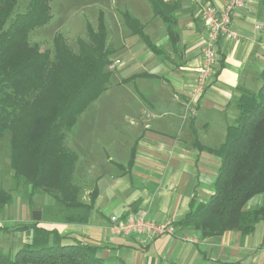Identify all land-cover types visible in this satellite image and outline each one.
<instances>
[{
  "label": "crops",
  "instance_id": "1",
  "mask_svg": "<svg viewBox=\"0 0 264 264\" xmlns=\"http://www.w3.org/2000/svg\"><path fill=\"white\" fill-rule=\"evenodd\" d=\"M164 1L177 6L179 36L173 48L166 23L149 0L148 6L144 0H111L117 14L110 16L114 54L110 82L101 94L110 96L111 102L103 105L117 110V117L102 130L98 118H83L74 146L78 150L71 149L78 157L75 170L88 181L80 200L89 202L95 190L93 209L86 223L40 224L57 229L68 240L97 246V256L110 258L111 263L264 264V221L247 235L230 230L207 238L191 228L174 227L173 233L152 239L115 235L109 229L110 215L144 211L147 218L174 222L190 210L192 201L205 202L214 192L219 159L197 150L194 140L207 147L221 144L227 126L236 119L240 90L256 91L261 84L264 0H246V7L232 16L239 37L219 38L215 74L194 103L190 98L205 36L200 3L209 1L223 8L225 0ZM124 12L138 22L159 53L124 25ZM30 220L31 216L25 222ZM16 224L0 219V227ZM4 233H18L24 237L23 244L31 238L29 230Z\"/></svg>",
  "mask_w": 264,
  "mask_h": 264
},
{
  "label": "trees",
  "instance_id": "2",
  "mask_svg": "<svg viewBox=\"0 0 264 264\" xmlns=\"http://www.w3.org/2000/svg\"><path fill=\"white\" fill-rule=\"evenodd\" d=\"M49 2L29 0L24 11L14 13L16 0H0V143L8 134L14 180L29 184L31 194L51 195L56 203L41 209L40 220L0 227V232L31 231L29 242L13 254L0 251V264H127L105 262L97 256V246L68 240L57 229L40 224H81L89 219L95 190L89 202L80 200L81 188L73 181L78 157L64 139L80 114L108 87L114 53L107 44L102 14L96 29L87 25L89 39L78 41L77 51L60 34L54 36L52 47L43 50L30 42V32L51 18ZM149 2L166 23L173 48L179 36L176 4ZM123 17L150 50L161 51L129 13L124 12ZM259 79L256 91L240 90L236 119L227 126L221 144L207 147L195 138L197 150L219 159L214 192L205 202L192 201L190 210L173 222L174 227L191 228L207 238L230 230L247 235L264 221V203L244 208L254 195L264 194V68ZM10 200V194L0 189V210Z\"/></svg>",
  "mask_w": 264,
  "mask_h": 264
},
{
  "label": "rangeland",
  "instance_id": "3",
  "mask_svg": "<svg viewBox=\"0 0 264 264\" xmlns=\"http://www.w3.org/2000/svg\"><path fill=\"white\" fill-rule=\"evenodd\" d=\"M29 0H16L14 13L24 11ZM148 6V0H144ZM50 20L35 28L29 34L30 42L39 44L42 50L46 47H52L53 38L56 34L63 36L64 42L73 51H77L79 47L78 41L87 42L88 34L86 31L87 25L89 24L93 29H96L98 25V18L102 13L100 10L106 11L104 13L103 20L107 28L108 37L107 44L112 49V29L111 25L113 22L112 16L116 12L112 11L111 0H50ZM110 13H107V11ZM117 16V14H116ZM121 19L125 25L123 13ZM113 50V49H112ZM114 54V53H113ZM112 54V56H113ZM111 56V57H112ZM112 69V68H111ZM110 70V69H109ZM110 96L102 94L93 101L88 107L80 114L77 123L74 127L67 131L64 143L72 149L78 142L75 140L79 139V124L82 123L83 118H98L100 124L98 128L100 130L108 127L111 122V118L115 119V112L117 110L112 109L103 104L110 103ZM98 103L102 105H98ZM117 117V116H116ZM93 122V126L95 125ZM92 130V128L90 129ZM8 134H5L0 143V189L5 190L11 196L10 203L0 210V219L6 220L8 223H19L25 222L32 215V211H40L45 206H55V200L53 197L45 192L30 193V185L23 181L16 182L13 177V170L9 164V144ZM83 179V180H82ZM73 181L82 190L88 181H86L84 175L75 170L73 175ZM84 181L85 184H84ZM90 185V184H89ZM92 185V184H91ZM260 201V202H259ZM260 203V204H259ZM264 203V194H257L249 199L244 208L252 209L258 205ZM3 218V219H2ZM24 237L19 238L18 233H0V251L8 254H13L23 244ZM105 262L111 263L110 258H104Z\"/></svg>",
  "mask_w": 264,
  "mask_h": 264
},
{
  "label": "built area",
  "instance_id": "4",
  "mask_svg": "<svg viewBox=\"0 0 264 264\" xmlns=\"http://www.w3.org/2000/svg\"><path fill=\"white\" fill-rule=\"evenodd\" d=\"M246 7V0H225V6L218 8L209 1H203L199 7V18L205 28V36L201 42V62L198 67L194 91L190 102L204 95L212 77L218 59L217 42L225 37L233 40L239 37L232 28V16ZM114 63H118L115 60ZM109 229L115 235H142L149 239L173 233L174 226L170 220L156 221L147 218L146 212L126 213L109 216Z\"/></svg>",
  "mask_w": 264,
  "mask_h": 264
},
{
  "label": "water",
  "instance_id": "5",
  "mask_svg": "<svg viewBox=\"0 0 264 264\" xmlns=\"http://www.w3.org/2000/svg\"><path fill=\"white\" fill-rule=\"evenodd\" d=\"M32 220H40L41 219V213L40 211H32Z\"/></svg>",
  "mask_w": 264,
  "mask_h": 264
}]
</instances>
